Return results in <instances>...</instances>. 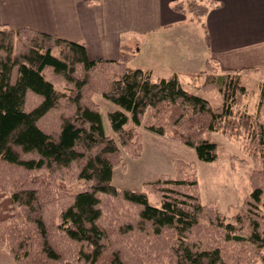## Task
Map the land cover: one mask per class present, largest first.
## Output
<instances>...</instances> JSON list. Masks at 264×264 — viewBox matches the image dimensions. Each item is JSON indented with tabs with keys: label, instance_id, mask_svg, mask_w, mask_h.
<instances>
[{
	"label": "trees",
	"instance_id": "trees-1",
	"mask_svg": "<svg viewBox=\"0 0 264 264\" xmlns=\"http://www.w3.org/2000/svg\"><path fill=\"white\" fill-rule=\"evenodd\" d=\"M174 7L196 19L208 11L200 0ZM132 57L127 45L116 59L90 58L84 42L0 27V250L17 264H264V82L251 112L242 79L254 69H223L209 57L191 76L220 91L214 106L178 73L154 78ZM94 94L118 105L108 113L114 135ZM142 123L203 161L219 158L207 133L244 138L251 189L232 217L202 201L195 167L183 160L143 189L113 183L122 147L141 153Z\"/></svg>",
	"mask_w": 264,
	"mask_h": 264
},
{
	"label": "crops",
	"instance_id": "crops-1",
	"mask_svg": "<svg viewBox=\"0 0 264 264\" xmlns=\"http://www.w3.org/2000/svg\"><path fill=\"white\" fill-rule=\"evenodd\" d=\"M178 1L0 0V27L84 42L91 58L116 59L127 45L131 61L143 54L134 68L154 78L175 72L194 78L213 57L223 69L253 68L245 75L264 82V0H200L208 5L200 19L177 10ZM194 21L197 34L189 31Z\"/></svg>",
	"mask_w": 264,
	"mask_h": 264
},
{
	"label": "rangeland",
	"instance_id": "rangeland-1",
	"mask_svg": "<svg viewBox=\"0 0 264 264\" xmlns=\"http://www.w3.org/2000/svg\"><path fill=\"white\" fill-rule=\"evenodd\" d=\"M188 14L192 15L189 11L185 13V15ZM196 24L194 21L192 25H189V31L191 30L195 34L198 33L195 32L198 30ZM129 48L133 52L132 48ZM142 59L143 54L136 55L134 60L129 61V65L136 67ZM205 68L206 62L201 70ZM256 79L257 77L248 74H244L242 79L248 88L245 107L251 112L256 111L259 96V84H256ZM181 81L187 89L205 97L214 106L222 103V94L219 90L199 88V84L204 81L203 75L190 79L185 76L181 78ZM93 98L99 103L105 131L114 135L108 113L118 105L101 94H94ZM139 132L143 141L141 153L138 157H132L122 147L123 164L116 166L113 172V183L116 186L143 189L144 181L147 179L158 177L163 173L174 175L176 173L175 161L183 160L192 163L195 167L202 201L217 204L229 217H232L238 210L239 205L250 192V174L254 162L245 147L244 138L230 139L219 132L207 133L211 140L218 143L219 158L216 161H203L199 159L194 147L156 133L147 128L144 123L139 125ZM80 183L82 184V181ZM149 198L152 203L159 204V198L155 193L150 192ZM0 264L17 263L6 250L1 249Z\"/></svg>",
	"mask_w": 264,
	"mask_h": 264
}]
</instances>
